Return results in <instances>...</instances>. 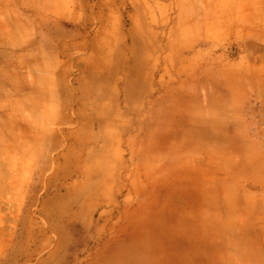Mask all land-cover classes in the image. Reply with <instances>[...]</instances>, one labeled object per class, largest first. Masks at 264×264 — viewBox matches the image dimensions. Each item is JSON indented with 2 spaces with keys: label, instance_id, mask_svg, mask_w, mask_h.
Segmentation results:
<instances>
[{
  "label": "crops",
  "instance_id": "1",
  "mask_svg": "<svg viewBox=\"0 0 264 264\" xmlns=\"http://www.w3.org/2000/svg\"><path fill=\"white\" fill-rule=\"evenodd\" d=\"M32 1L69 44L68 90L93 85L62 101L84 129L69 161L101 170L86 264H264V131L205 127L206 46L264 42V0ZM214 8L229 12L210 36Z\"/></svg>",
  "mask_w": 264,
  "mask_h": 264
},
{
  "label": "rangeland",
  "instance_id": "2",
  "mask_svg": "<svg viewBox=\"0 0 264 264\" xmlns=\"http://www.w3.org/2000/svg\"><path fill=\"white\" fill-rule=\"evenodd\" d=\"M40 2L59 8L61 0ZM32 3L0 0V264H86V198L101 194V184L89 182L101 170L69 161L74 147L85 150L84 129L69 119L63 102L84 96V83L93 85L83 81L85 74L78 93L68 90L77 77L68 67L69 44L57 42L49 16L33 11ZM228 12L211 10L205 32L216 36L213 23ZM206 47L220 54L206 56L207 81L215 84L206 90L205 127H215L219 118V125L264 131V42L225 40ZM60 65L64 71L56 70ZM243 65L251 71H241ZM72 158L78 160L77 154Z\"/></svg>",
  "mask_w": 264,
  "mask_h": 264
},
{
  "label": "bare ground",
  "instance_id": "3",
  "mask_svg": "<svg viewBox=\"0 0 264 264\" xmlns=\"http://www.w3.org/2000/svg\"><path fill=\"white\" fill-rule=\"evenodd\" d=\"M247 24V23H246Z\"/></svg>",
  "mask_w": 264,
  "mask_h": 264
}]
</instances>
